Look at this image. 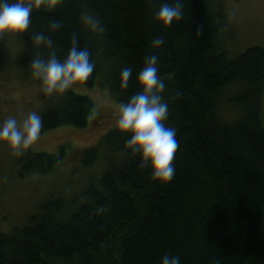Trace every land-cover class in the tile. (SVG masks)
Returning <instances> with one entry per match:
<instances>
[{"label": "trees", "instance_id": "16d2710c", "mask_svg": "<svg viewBox=\"0 0 264 264\" xmlns=\"http://www.w3.org/2000/svg\"><path fill=\"white\" fill-rule=\"evenodd\" d=\"M214 2L21 0L33 71L107 86L124 106L150 95L162 109L108 131L103 145L120 157L78 200L48 199L0 233V264H264V48L228 56ZM18 5L0 0V11ZM61 93L41 131L89 124L92 100ZM96 157L83 150V166ZM60 159L26 153L19 166L47 173Z\"/></svg>", "mask_w": 264, "mask_h": 264}, {"label": "rangeland", "instance_id": "374dc122", "mask_svg": "<svg viewBox=\"0 0 264 264\" xmlns=\"http://www.w3.org/2000/svg\"><path fill=\"white\" fill-rule=\"evenodd\" d=\"M36 1L53 7L60 0ZM213 1L223 19L220 46L228 56L253 46L264 48V0ZM31 7L19 0L17 7L0 11V233L5 234L26 225L48 199L78 200L120 157L103 145L108 131L154 120L162 109V101L150 95H145L139 105L124 106L111 96L107 86H86L79 77L59 69L33 71L31 52L18 31ZM68 90L92 100L89 124L85 128L62 125L41 131L40 115L52 107L61 91ZM222 108L230 118L233 113L226 102ZM262 120L264 124V98ZM92 147L97 148V157L85 167L82 152ZM32 152L61 155V159L47 173H23L19 162Z\"/></svg>", "mask_w": 264, "mask_h": 264}]
</instances>
